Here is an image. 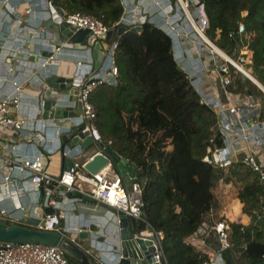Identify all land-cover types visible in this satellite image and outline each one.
I'll list each match as a JSON object with an SVG mask.
<instances>
[{"label":"built area","instance_id":"obj_1","mask_svg":"<svg viewBox=\"0 0 264 264\" xmlns=\"http://www.w3.org/2000/svg\"><path fill=\"white\" fill-rule=\"evenodd\" d=\"M142 1L146 2L148 0ZM154 1L152 5L156 7H163L162 5H164L167 8H171L173 5V0ZM186 1L189 7L190 3H194V0ZM121 2L124 12L120 20L113 26L105 24L98 17L82 12H64L61 14L53 5L52 0H50V8L52 19H59L61 22L66 21L78 29H88L99 41L105 39L101 37L102 34L108 33L110 30L115 31L120 26H125L129 30L131 26L143 27L146 22L150 21L167 30L173 37L175 45L180 44V33H177L172 28L173 25L170 20L159 13L153 14L151 11H140L135 0H121ZM179 3L180 0H177L175 4L179 6ZM196 3H198L197 9L199 11L197 10L194 13L191 11V13L200 30L194 28L196 35L190 41L197 45L196 41L201 38L208 46L210 52L215 51L223 59L212 53H209V57L203 58L202 54L204 51L206 52L207 47L204 48L201 45H197L195 48L199 58L197 64H192L187 59L177 61L200 95L201 103L213 110L217 116L220 138L212 139L211 143L207 145L204 161L225 174H233L234 171L250 172L257 176L264 186V98L250 92L249 87L246 85L241 88L233 86L235 79L232 76L231 68L235 69V73H241L245 78L250 79L263 94L264 84L255 75L254 60L247 44L242 45L245 51L241 50L242 53L237 57H232L221 48L224 55L216 50L218 46L206 35V30L210 26L207 11L201 0ZM8 6L11 10H14V7L9 5V3ZM182 10L184 11V9ZM156 17L164 19L163 23H157L159 21L155 20ZM4 32L7 33L5 38L3 37ZM35 33L36 30L31 33V36L34 37ZM238 34L245 38L249 37L243 23L239 25L237 30L232 31L230 35L236 36ZM28 39V36L24 37L23 34L15 30L13 23L3 21L0 16V50L10 52L12 57L17 60L20 59L21 55H35L41 58L43 57V51L50 53L45 60L37 64L36 73L48 71L49 66L56 60V56L69 44L68 42L58 45L40 43L43 49L32 52L26 46ZM108 43L109 48L104 50L105 58L98 70L94 67V58L90 48L84 50V52H89L91 59L83 58L78 61L81 71L76 75L79 78L76 82L78 88L76 99L68 101L67 96L62 102V104L76 109V113L72 117L46 118L44 116L45 100L43 97L40 100L42 109L35 118L22 114L21 105L23 103L24 82L17 78L11 80L14 85L13 92L0 98V192L5 193L4 198L14 197V199L25 197L30 192L39 193L40 201L34 202L33 206L34 211L39 210L40 212L34 218L39 219L40 222H45L44 225L41 223L37 225V228L40 229H58L61 231L62 221L68 213L69 205L82 200L81 197L72 195L75 193L88 197L94 204L101 205L104 208H106L104 205L113 207L127 215L133 227L136 228L134 222H144L147 227L153 230L151 235L145 234L144 230H141V236L146 240H151L155 248L153 263L169 264L163 244V232L157 230L143 217L145 207L144 188L138 179L139 167L136 171V176L132 178V190L129 191L123 176L117 169L115 170L112 162L96 173L89 172L85 167L86 163L93 159L96 152L91 154L88 159L82 161L87 150L81 144H77L74 147H70L67 144L69 146L67 148L62 146V148L64 147L62 150L64 156L74 161V165L70 170L64 171L59 175L53 174L49 171L44 161L47 153H54L62 149L61 144L57 145L55 140L61 142L65 133H71L75 129L90 131L94 140L102 141L95 124L98 113L90 101V95L102 84H118L119 67L115 59V50L119 40L113 41L111 39ZM6 68L8 75L17 70L12 66ZM45 80H43V83ZM79 104L82 107L81 111L77 108ZM44 120H59L69 123L70 126L65 127L64 130L60 128L61 126H57L55 139L48 138L47 132L43 129L34 130V128L28 127L32 121L40 122ZM105 144L112 147L111 143ZM78 146L79 149H75ZM99 152L101 153L102 151ZM1 201L3 200L0 198V220H4L8 224L13 223V220L19 222L22 218L15 216L14 210L3 208ZM19 208L24 209L25 206L21 204ZM50 208L54 211H49ZM26 218L29 217L26 216ZM114 218L120 228V219L115 213ZM261 218L264 220V209ZM55 225L58 227L56 228ZM83 230L90 232L91 239L93 234L97 236L96 240L101 236H106L102 231H94L85 226H77L73 229L74 234L77 236ZM214 234L217 236L221 248L217 250L214 245H211V252L207 253L208 259L204 264H226L223 251L234 245L231 236V224L227 219L219 217L218 212L212 209L204 214L203 222L194 235L205 242L207 239H211ZM118 250H114L116 255L114 264H120L121 254ZM0 264L78 263L72 262L58 246L0 242Z\"/></svg>","mask_w":264,"mask_h":264},{"label":"trees","instance_id":"obj_2","mask_svg":"<svg viewBox=\"0 0 264 264\" xmlns=\"http://www.w3.org/2000/svg\"><path fill=\"white\" fill-rule=\"evenodd\" d=\"M201 2L210 17L206 30L209 39L232 57L239 55V46L247 44L255 75L264 84V0ZM52 3L65 13L89 14L109 26L124 12L121 0ZM241 23L248 38L230 35ZM117 30L112 40H119L115 50L118 84H102L91 93L90 101L98 113L95 124L103 142L111 143L139 167L143 217L163 232L169 264H204L208 254L186 239L199 229L204 214L216 207L227 219L235 201L243 203L240 216L250 220L229 221L234 245L223 251L225 263L264 264V186L250 172L234 171L226 178L223 171L204 161L207 145L220 138L218 120L215 112L201 103L180 68L173 37L150 21L140 32L127 31L119 36ZM231 70L233 86L246 85L250 92L263 95L250 79L236 75L233 67ZM227 187L231 189L228 194ZM74 196L88 198L79 193ZM134 224L140 231L146 227L144 222Z\"/></svg>","mask_w":264,"mask_h":264},{"label":"crops","instance_id":"obj_3","mask_svg":"<svg viewBox=\"0 0 264 264\" xmlns=\"http://www.w3.org/2000/svg\"><path fill=\"white\" fill-rule=\"evenodd\" d=\"M14 7V10H11L8 6ZM0 16L3 21L7 23H13L14 28L18 33L23 34L24 37L28 36L29 39L26 42L27 48L36 52L39 49H43L40 43H53V44H62L59 33L56 31L55 26L52 24V12L50 8V0H0ZM157 23H163L164 19L161 17H156ZM36 30L34 37L31 36V33ZM7 33H3V37L5 38ZM3 38V39H4ZM66 45L65 49L56 56V60L49 66L48 71L46 72H38L36 73L37 64L40 61L45 60L47 56L50 55L48 51H43V57H38L35 55L24 56L21 55L20 59H14L12 54L6 50H0V98L5 95L13 92L14 85L11 80L17 78L24 82V92H23V103L21 105V112L24 115L29 116L30 118H35L39 111L42 109V105L40 104V100L43 97L45 99H53L56 97H61L65 94V99L67 97L65 91L59 90L56 91L52 89L48 84V79L53 75H59L64 77H73L78 75L80 68L78 66V61L80 59H91V55L89 52H84L81 50V44L71 43ZM190 45L185 43H181L179 45H175L174 42V51L177 61L187 59L190 63H198L199 58L197 57V52L195 50V46H193L190 50ZM49 54V55H48ZM45 55V56H44ZM205 51L202 56L204 57ZM45 57V58H44ZM34 58V59H33ZM15 67L17 70L12 74L8 75L6 67ZM46 79V80H45ZM43 80L45 82L43 83ZM78 108V106H77ZM57 126L64 130L65 127L70 126L67 122H62L59 120H44L40 122L32 121L29 124V128H34V130H45L47 132L48 138H56V129ZM57 142V145L61 144L62 146L69 147L67 143L63 140L61 142ZM58 150L54 153H47L45 155L44 161L49 169V171L53 174L59 175L63 173L65 170L66 157L64 156L62 150ZM75 149H79V146ZM95 152V151H94ZM93 152V153H94ZM91 153V154H93ZM90 154V155H91ZM4 192H0L1 206L6 210H14V215L19 218H24L28 216L29 218H34L38 216L39 210L34 211V202L40 201V195L37 192H30L25 197L22 198H4ZM74 195V194H73ZM23 198H27L26 200H22ZM237 201L234 202V204ZM240 202V201H239ZM23 204L25 206L24 209L19 208L20 205ZM232 205L230 211L227 213L228 216L231 217L233 214ZM241 204V202H240ZM70 207V208H69ZM67 211L68 213L65 215L66 217L62 221V225L64 226L67 232H71L72 235L78 238L76 234H74L73 229L77 226L86 227L92 229L94 231H102L104 232V227L98 229L100 223H104L103 218L101 216L105 214V208L101 205H96L89 198L82 199L73 205H69ZM242 208L238 210V214H235L237 219L249 221L250 217L243 215L240 216V211ZM217 212L218 207L214 208ZM115 220V218H113ZM232 221V220H231ZM116 222V220H115ZM117 222H116V224ZM96 226V228H94ZM98 226V227H97ZM116 226V227H117ZM118 228L117 235L111 237L112 240L116 243L119 242V231ZM89 232V231H88ZM90 233V232H89ZM96 235L93 234L92 239H96ZM215 235L211 239H207L205 242L195 236L191 235L186 239L188 243L193 244L198 248V250L204 253L211 252V245L215 246L216 242ZM211 240V243H209ZM87 241V240H85ZM113 244L108 242L100 241L98 242L99 256L101 260V264H114L116 262V255L113 250ZM94 250V249H93Z\"/></svg>","mask_w":264,"mask_h":264},{"label":"water","instance_id":"obj_4","mask_svg":"<svg viewBox=\"0 0 264 264\" xmlns=\"http://www.w3.org/2000/svg\"><path fill=\"white\" fill-rule=\"evenodd\" d=\"M58 11L61 14L64 13L62 9H58ZM51 22L55 26L56 31L59 33L61 42L81 44V50L90 48L94 58V67L97 70L100 68L101 63L105 58L104 50H108V41L113 38L115 34L114 30H110L108 33L102 34L101 37L105 39L99 41L97 40V37L94 36L88 29H78L76 26L66 21L61 22L59 19H52ZM141 30L142 26L132 27L129 30L125 26H120L116 33L121 36L127 31L140 32ZM78 79L79 78L76 76L64 77L53 75L48 78V84L56 91H65L68 96V101H72L76 99V93L78 90L76 82ZM64 100L65 94L61 97L45 99L44 116L46 118L54 119L74 116L76 109L72 106L62 104ZM78 110H82L80 104L78 105ZM63 141L70 147L81 144L87 152L94 147L96 154H94L93 159L86 163V169L91 173H96L112 162L115 168L123 176L127 189L129 191L132 190V178L136 176L138 166L134 162H131L129 158L122 156L112 147L106 146L105 142L101 140H94L90 131L75 129L71 133H65L63 135ZM99 151L104 153H100ZM73 165L74 161L67 158L65 170H70ZM104 206L118 215L120 219V231L118 238V251H120L121 254L120 264H157L153 263L155 248L152 245V241L143 238L141 236V231L133 227L131 220L123 212L107 205ZM40 223L44 225L45 222H40L39 219L32 217H24L19 222L13 224H8L6 221L0 220V242L58 246L67 255L76 259L80 264H96L90 252L82 247L80 243L82 240L91 239V235L87 230L80 232L78 238L75 240V238L67 236L58 229L50 230L37 228V225ZM55 227L57 228L58 226L55 225ZM215 237L217 238V236ZM220 248L221 246L219 240L216 239L215 249L219 250Z\"/></svg>","mask_w":264,"mask_h":264},{"label":"rangeland","instance_id":"obj_5","mask_svg":"<svg viewBox=\"0 0 264 264\" xmlns=\"http://www.w3.org/2000/svg\"><path fill=\"white\" fill-rule=\"evenodd\" d=\"M135 1L138 4V8H140L139 9L140 11H145V12L151 11V12H153V14L154 13H156V14L159 13L161 16H164L166 19L170 20V23L173 25L172 28L177 33H180L181 43H185L187 45H190V46H188L189 47V50L193 46H195V48H196L197 45H201L204 48L207 47V50L205 52L204 57H206V56L209 57L210 54L212 53V54H215V56H217L218 58H221L222 59V57L219 54H217L215 51L210 52L208 50V46L205 44V42L201 38L196 41L197 45H195V43L193 41H190L191 39H193L195 37L196 32H195V29L191 26L190 22H188L189 20H188L186 14L184 13V11L182 10V8L180 6V3H179V6H178V5L175 4V2H173V5H172L171 8H167L166 6L162 5L164 7L163 8V7H156V6L152 5L155 2L154 0H150V1L148 0L146 2H143L142 0H135ZM159 1L161 2V0H159ZM196 2H198V0L197 1L194 0V3H190V7L188 8V10H190V12L192 11L194 13L195 11L198 10L197 9L198 3H196ZM207 15L209 17V14L208 13H207ZM216 16H217V14H216ZM209 20H210V17H209ZM130 28H132V26ZM241 50L242 51H245V48H242V45L239 46V48L237 49V51L239 52V54L242 53ZM236 75H240V73H236ZM241 78L242 79H245V76L242 75ZM256 95L257 96H261L262 98H264V94L263 95L256 94ZM94 151H95V148L94 147L92 149H90L88 152L86 151L82 161L88 159V157L90 156V154L93 153ZM115 170H116V168H115ZM229 175H230L229 173H226V178L229 177ZM230 190L231 189L227 187V189L225 191L226 194H228ZM24 199L26 200L27 198H23L22 200H24ZM242 207H243V203L241 202V204H240V202L237 201L234 204V207H233V214H231V217L227 215L229 217V218L227 217V220L230 221V222H231V220H232V222L238 221L239 218L237 219V217H236L235 214H238V210L240 208H242ZM218 210H219L218 211V216L221 217V211H220V208L219 207H218ZM105 212L106 213L101 216V218H103V220H104V223L103 224L100 223L99 224L100 226L99 227L97 226V227H98V229L104 227V229H105L104 230V233L106 234V236H101L98 240H96V239H88L87 241H85V240L80 241L81 246L84 247L87 251H89L90 254L92 255V257L99 264H101V260H100V256L98 255L99 254V249L97 247V241L98 242L103 241V242H108L110 244H113L114 245L113 246V250H115V251H117L118 250V247H119L118 242L115 243L112 240V238H111V237L117 235V232H118V228L117 227H119V226L115 225L116 222L113 219L114 218V212L111 211V210H109V209H107V208H105ZM225 213H227V212H225ZM14 222H17V220H15V221L13 220V223ZM28 226H31V225H28ZM94 228H96V226ZM143 230H144V233L145 234H148V235H151L153 233V230L151 228L147 227V226ZM61 231L64 234H66L67 236H70L71 238L75 237L74 235H72L73 233L71 234V232L65 231L63 225H61ZM76 239L77 238H75V240ZM209 243H211V240H209ZM67 256L70 259L71 256H69V255H67ZM72 259H71L72 262L80 264L76 259H74V258H72Z\"/></svg>","mask_w":264,"mask_h":264},{"label":"bare ground","instance_id":"obj_6","mask_svg":"<svg viewBox=\"0 0 264 264\" xmlns=\"http://www.w3.org/2000/svg\"><path fill=\"white\" fill-rule=\"evenodd\" d=\"M180 4H181L182 9H184L185 14H186V16H187V18H188V20H189L188 22H190L191 26H192L193 28H195V29L200 30V29H199V25L197 24L196 20L194 19L193 15L191 14L190 10H188V8H189L188 3H187V6H188V7L186 6V3L184 2V0H180ZM215 47H216V46H215ZM216 50H217L219 53H221L222 55H224V54H223L224 52L221 51L220 48L216 47Z\"/></svg>","mask_w":264,"mask_h":264}]
</instances>
